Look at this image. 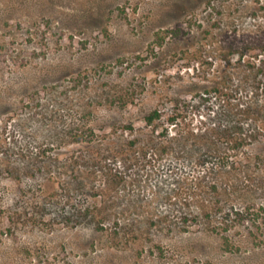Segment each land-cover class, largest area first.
<instances>
[{
  "label": "rangeland",
  "instance_id": "obj_1",
  "mask_svg": "<svg viewBox=\"0 0 264 264\" xmlns=\"http://www.w3.org/2000/svg\"><path fill=\"white\" fill-rule=\"evenodd\" d=\"M0 264H264V0H0Z\"/></svg>",
  "mask_w": 264,
  "mask_h": 264
},
{
  "label": "trees",
  "instance_id": "obj_2",
  "mask_svg": "<svg viewBox=\"0 0 264 264\" xmlns=\"http://www.w3.org/2000/svg\"><path fill=\"white\" fill-rule=\"evenodd\" d=\"M159 111L158 110H154L153 112H151L149 115L146 116V120L147 121H152L153 119H155L156 117H159Z\"/></svg>",
  "mask_w": 264,
  "mask_h": 264
}]
</instances>
